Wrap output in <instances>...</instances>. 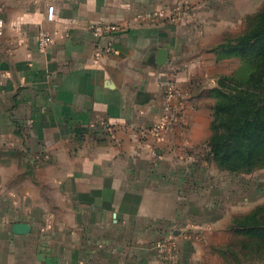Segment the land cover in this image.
Returning a JSON list of instances; mask_svg holds the SVG:
<instances>
[{"label":"crops","instance_id":"crops-1","mask_svg":"<svg viewBox=\"0 0 264 264\" xmlns=\"http://www.w3.org/2000/svg\"><path fill=\"white\" fill-rule=\"evenodd\" d=\"M245 1L0 0V264H169L156 244L171 235L190 264L212 242L226 187L207 147L213 90L241 65L215 48L243 32ZM95 24L120 30L98 40ZM170 78L184 121L157 139Z\"/></svg>","mask_w":264,"mask_h":264},{"label":"trees","instance_id":"trees-1","mask_svg":"<svg viewBox=\"0 0 264 264\" xmlns=\"http://www.w3.org/2000/svg\"><path fill=\"white\" fill-rule=\"evenodd\" d=\"M215 50L238 57L242 65L219 78L213 90L212 135L207 142L211 159L222 170L252 172L264 167V11L249 29ZM235 228L264 244V206L234 219Z\"/></svg>","mask_w":264,"mask_h":264},{"label":"rangeland","instance_id":"rangeland-1","mask_svg":"<svg viewBox=\"0 0 264 264\" xmlns=\"http://www.w3.org/2000/svg\"><path fill=\"white\" fill-rule=\"evenodd\" d=\"M247 9L245 28L241 34L250 28L255 19L264 11V0H246L242 3ZM239 34V35H241ZM239 35H230L235 38ZM242 65V61H241ZM240 65V66H241ZM213 161V159H211ZM214 162V161H213ZM217 168L215 175L226 187L223 191L224 204L220 211L214 212V217L221 216L220 222L206 221L204 225L213 231L212 242L206 238L205 245H197L193 251L190 248V264H264V244L259 238L246 235L235 228L234 219L253 213L259 206H264V167L252 172H232ZM184 232L187 233L185 230ZM182 237L189 239L190 236ZM173 237H175L173 235ZM180 244V241L176 239ZM179 264V263H177Z\"/></svg>","mask_w":264,"mask_h":264},{"label":"built area","instance_id":"built-area-1","mask_svg":"<svg viewBox=\"0 0 264 264\" xmlns=\"http://www.w3.org/2000/svg\"><path fill=\"white\" fill-rule=\"evenodd\" d=\"M185 7V6H184ZM186 8V7H185ZM188 8V6H187ZM186 8V9H187ZM183 6H178L175 8L176 13H181L183 11ZM167 9L162 8L161 10L157 11L155 14H148V16L152 17L153 15H165ZM56 17V6L54 4H48L47 11H46V19L50 22L54 21ZM3 26L4 22L0 15V34L3 33ZM120 30V26L116 24H95L90 27V31L94 38L100 40L103 38L111 37L113 34ZM54 42V35L42 29L38 35V45L42 50L47 49L52 45ZM117 48L114 44H108L106 46L97 45L96 49L94 50L93 58L96 63H99L104 56L109 54L117 53ZM189 94V89H187V95ZM181 98L179 105H175L174 101L177 98ZM182 93L176 88L175 82L173 78L168 79L166 82V111L163 117L157 121L151 131L152 134L157 138L161 139L164 132L167 130L172 129L177 123H183V105L184 102L182 100ZM156 247L163 253L166 261L169 264H175L178 262L179 259V247L176 242V237L173 235L164 238L157 242Z\"/></svg>","mask_w":264,"mask_h":264},{"label":"water","instance_id":"water-1","mask_svg":"<svg viewBox=\"0 0 264 264\" xmlns=\"http://www.w3.org/2000/svg\"><path fill=\"white\" fill-rule=\"evenodd\" d=\"M170 56V52L166 48H161L158 52L157 63L159 65H164L168 62ZM14 231L20 234H27L31 231L32 226L27 222H19L14 224Z\"/></svg>","mask_w":264,"mask_h":264}]
</instances>
